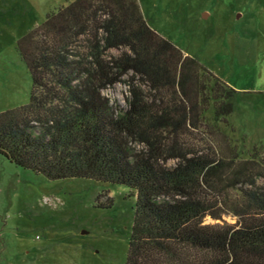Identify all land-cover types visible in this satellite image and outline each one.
I'll return each mask as SVG.
<instances>
[{
    "label": "trees",
    "instance_id": "obj_1",
    "mask_svg": "<svg viewBox=\"0 0 264 264\" xmlns=\"http://www.w3.org/2000/svg\"><path fill=\"white\" fill-rule=\"evenodd\" d=\"M17 50L32 92L0 113L1 156L48 181L129 188L126 264H264V155L244 158L221 128L238 91L153 30L138 0H74ZM121 83L126 107L104 94Z\"/></svg>",
    "mask_w": 264,
    "mask_h": 264
},
{
    "label": "rangeland",
    "instance_id": "obj_2",
    "mask_svg": "<svg viewBox=\"0 0 264 264\" xmlns=\"http://www.w3.org/2000/svg\"><path fill=\"white\" fill-rule=\"evenodd\" d=\"M72 1L0 0V113L31 98L32 77L18 42ZM138 2L153 30L238 91L230 125L221 128L244 158L254 150L264 155V0ZM104 94L126 107L124 83ZM103 192L113 199L109 208L98 207ZM130 195L125 186L91 180L48 181L0 155V264H126Z\"/></svg>",
    "mask_w": 264,
    "mask_h": 264
}]
</instances>
